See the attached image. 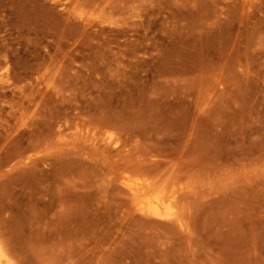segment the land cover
I'll use <instances>...</instances> for the list:
<instances>
[{
  "label": "rangeland",
  "instance_id": "1",
  "mask_svg": "<svg viewBox=\"0 0 264 264\" xmlns=\"http://www.w3.org/2000/svg\"><path fill=\"white\" fill-rule=\"evenodd\" d=\"M263 6L0 0L16 264H264ZM123 177L164 183L175 216L139 212Z\"/></svg>",
  "mask_w": 264,
  "mask_h": 264
},
{
  "label": "bare ground",
  "instance_id": "2",
  "mask_svg": "<svg viewBox=\"0 0 264 264\" xmlns=\"http://www.w3.org/2000/svg\"><path fill=\"white\" fill-rule=\"evenodd\" d=\"M262 9L264 11V8ZM103 142L108 147L113 145L108 139H104ZM123 185L133 196L134 207L139 212L157 217L175 216V192H170L164 183H160L157 180H130L128 177H123ZM1 239L0 264H16L15 259H13L11 253L6 249L4 241Z\"/></svg>",
  "mask_w": 264,
  "mask_h": 264
}]
</instances>
